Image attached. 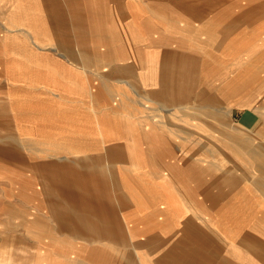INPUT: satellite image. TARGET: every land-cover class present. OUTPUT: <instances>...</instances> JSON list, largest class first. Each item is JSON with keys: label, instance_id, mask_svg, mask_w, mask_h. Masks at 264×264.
<instances>
[{"label": "rangeland", "instance_id": "374dc122", "mask_svg": "<svg viewBox=\"0 0 264 264\" xmlns=\"http://www.w3.org/2000/svg\"><path fill=\"white\" fill-rule=\"evenodd\" d=\"M262 20L264 0H0V80L25 87L0 109V264H264V175L247 156L264 152V123L239 119L264 100L262 81L230 97L247 63L264 58V39L248 53L234 41ZM17 53L31 64L58 54L57 81L32 67L3 75V57ZM178 55L194 67L192 88L166 105L147 94ZM231 98L229 117L214 110ZM52 159L57 173L44 166ZM65 169L109 180L105 216L118 236L67 217L84 205L79 190L59 187Z\"/></svg>", "mask_w": 264, "mask_h": 264}, {"label": "crops", "instance_id": "0c3cea01", "mask_svg": "<svg viewBox=\"0 0 264 264\" xmlns=\"http://www.w3.org/2000/svg\"><path fill=\"white\" fill-rule=\"evenodd\" d=\"M3 22H5V21H3ZM120 32H119V34H120ZM7 37H9V36H7ZM247 37H248V39H247ZM256 38L258 40L264 39V20H262L259 23L258 31L254 32L253 34L245 33L240 39L234 41L235 50L237 48L241 49L243 47L245 52L248 53V51L250 50L249 42H253V40ZM3 56H4V54H3ZM58 56L59 55L56 53H48L45 56V58H44V56H42V58L40 56V58L38 59L40 63L42 62L43 58H44V61H49V63H45L42 65V64H38L39 62L36 61V59H34L35 61H33V63L31 64L30 60L26 58L25 53H17V54H13L12 56H10L8 54L7 56L5 55L2 59L1 72L3 75L4 74L9 75L10 74V76H17V77L24 75V77H25L26 76V70L28 69V67H30V68L32 67L33 69H38V70L43 69V71H45V72L47 71L49 73L48 75L50 77H52V76H54V72H55L54 68L56 69V65H57V62L59 59ZM177 58L181 59V61L183 63L182 76L183 77H185V76L191 77V74L194 72V67L191 70L184 67L185 64H188L187 63L188 60L183 55L182 56L178 55ZM256 61L257 62H255V63L253 61V63L251 62V64H249V65L247 64V67L242 69L240 75L238 76L239 78H237V79H239L238 83H240V84L238 87H235L233 91H231L232 94L230 97L241 96L246 87H248V86L250 87V85L252 83L260 81V80L262 81V83H261L262 85L261 84L257 85V86H259L258 91L260 93H264V58L262 56L261 57L259 56V58ZM27 62H29V63H27ZM165 66H164V64L162 65L161 74H162V71L163 72L166 71ZM44 67H46V68L44 69ZM254 67H256L257 69H254ZM28 71H30V70L28 69ZM52 71H53V74H52ZM2 78H3L4 82L2 80H0V82L3 83V87L0 90V109L3 108V110H4L7 107L5 105V103H7V104H9V106H11L13 102H16L17 99H19V92H21V94H24L23 91L25 90V87L23 89V86H22L23 84L19 81L18 82L9 81L6 79L5 76H3ZM54 78L55 77H52V80L57 81ZM235 82H237V80L234 81V84H235ZM234 84L232 83L228 87L230 88ZM10 89H17L15 95H13V93L10 92ZM190 92L191 91L185 92V94L190 93ZM227 92L229 93V90ZM178 93H180V92H178ZM147 95H150L151 97H153V99H156V98H154V96H153L154 94H152V93H150V94L148 93ZM198 98H199V101H201L203 96L200 94ZM231 102H233L232 98L226 107H224V108L221 107L219 109L217 108L216 110H220V109L230 110L231 107H234V105H229V104H231ZM256 104H257L256 106L254 105V106L250 107L247 112H244L239 117L241 126L245 129H253L256 126H259V124L264 123V100L261 103H259L257 101ZM20 107H23V106L21 105ZM230 113H231V111H230ZM242 127H241V129H242ZM251 149L252 150L247 153L248 158L257 157V158H262V161H264V152L261 151V147H257V148L255 147V148H251ZM109 151H111V150H108L107 153H109ZM2 154L3 153H1V155ZM22 156H24V154ZM260 161L261 160L259 159L256 164H253L250 161H248V163L255 165L257 170L261 174L264 175V162L261 163ZM56 162H57V159H54V160L52 159V160H49L48 162H46L44 164V166H51L50 168H52V170H49V171L57 173L58 169H56V168L58 167V165L56 164ZM223 163H224V165H226L227 161L222 158L219 160V162H217V163L214 162L213 164L214 165H217V164L223 165ZM62 171L63 172H70V171H76V170L65 169ZM87 172H90V171H87ZM79 174H81V173H79ZM117 175L118 174L116 172V176H115L116 178H117ZM107 181H109V180H105L102 182H89V181L88 182H85V181L74 182L72 180H58V182L61 184L59 186L60 188L66 187L69 189L73 188L74 190H79L80 191L79 194L81 195V197H83V201H82V203L84 205V210H82L83 213L76 211L73 207V208H70L66 211L69 213V215H67V217H69L71 219L73 218L74 221H76L77 224L82 227L80 229H85V231H94L96 234H93V235H102L105 237L107 236L108 238H112V237L118 236L116 234V232L115 233L112 232V230L114 229V228H112V227H114V223H115V226L118 225V223L115 222L114 218H112L110 216H105L106 214H109L112 212V208L110 207L111 205H110V202L108 200L109 194H106L103 191L105 183ZM110 181H111L112 186L119 188V183H118L117 179L110 180ZM10 187L15 188V185L14 186L10 185ZM19 187H20V185L18 183L17 188H19ZM8 188H9L8 186H5V189H8ZM18 200L20 201V203H22V198L19 197ZM67 217L65 219L63 218V220L68 221L69 219ZM59 221H62V219H59ZM42 231L47 232L48 230H42ZM55 233L56 234H52V233H49V234L55 235V236L66 235L63 232H58V230H56ZM68 235L70 236L71 234H68ZM251 236H254V234L250 232L248 237H251ZM244 245L246 248H249V249L250 248H254V249L259 248V250L263 246V244H261L259 241L255 242V244L250 243V239L246 240L244 242ZM260 245H262V246H260ZM257 262H264V261L258 260ZM128 264H133V263L129 262Z\"/></svg>", "mask_w": 264, "mask_h": 264}, {"label": "bare ground", "instance_id": "6f19581e", "mask_svg": "<svg viewBox=\"0 0 264 264\" xmlns=\"http://www.w3.org/2000/svg\"><path fill=\"white\" fill-rule=\"evenodd\" d=\"M244 45V44H243ZM116 46V45H114ZM118 46V45H117ZM239 47V46H238ZM242 49V48H241ZM89 59V58H88ZM257 60V59H256ZM89 61V60H88ZM248 65L251 64V63H247ZM166 65V66H165ZM164 66L166 67V71L163 72L162 71V82L164 83V87L157 91L156 93H154V95L156 97H161V98H164L165 101H166V105H169L171 103H173V100H174V96L177 95L178 92L180 93H185V92H188V91H191L190 89L192 88V77H189V76H185L183 77L182 76V68H183V63L181 61V59H178L177 57H170V59L166 62V64H164ZM186 68H188L189 70H191L193 68V66L189 65V64H185ZM119 70V69H118ZM116 72V71H114ZM166 75H165V74ZM182 76V77H181ZM139 82V81H138ZM176 94V95H175ZM153 95V96H154ZM215 111H219L221 112L223 115H225L226 117L231 114L230 113V110H225L223 111L222 109L220 110H216L214 109ZM201 113V111H199ZM192 113V112H191ZM220 115V116H223V115ZM186 115H189V114H186ZM214 115V114H213ZM216 116V114H215ZM224 116V117H225ZM228 126V129L229 127H232L231 123L229 122V119L226 121V123L224 124V126ZM240 125V124H239ZM237 128H240V126H237ZM242 130V129H241ZM224 132L225 133H228L227 130L224 129ZM206 136V134H205ZM33 139V138H32ZM37 139V138H36ZM39 139V138H38ZM60 141V140H59ZM62 141V140H61ZM65 143V142H64ZM84 145V144H83ZM93 145V144H92ZM124 145V144H123ZM90 146V145H89ZM96 146V145H95ZM219 146V145H218ZM63 147H66V146H63ZM116 149V148H114ZM111 151H109L108 153V156L109 157H112L111 155L114 152L113 149H109ZM113 150V151H112ZM118 150V149H117ZM90 159V158H88ZM250 160L251 163L253 164H256L257 161L260 159L261 163L264 162L262 161V158H257V157H252V158H248ZM89 161L91 160H85V162L89 163ZM95 172V171H94ZM94 172H87L86 175L82 174V175H77L76 173H73V172H66L64 173V176L60 177L58 180H72L74 182H80V181H85V182H102V180H105V177H101L100 175H97L96 173ZM106 173V172H105ZM95 174V175H94ZM106 177L108 176V178H110V180H114L116 177L115 173L114 174H108L106 173ZM101 177V178H100ZM102 179V180H101ZM229 224V223H228ZM220 234V233H219ZM255 244V243H254ZM247 246V245H246ZM262 246V245H260ZM250 253V252H249ZM251 254V253H250ZM255 258L256 260L258 261H264V253L262 254H255Z\"/></svg>", "mask_w": 264, "mask_h": 264}]
</instances>
